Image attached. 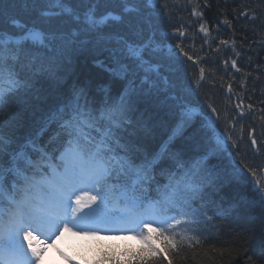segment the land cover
Listing matches in <instances>:
<instances>
[{
    "label": "trees",
    "instance_id": "16d2710c",
    "mask_svg": "<svg viewBox=\"0 0 264 264\" xmlns=\"http://www.w3.org/2000/svg\"><path fill=\"white\" fill-rule=\"evenodd\" d=\"M64 5L71 16L49 0H6L0 8V35L18 40L35 26L46 36L43 44L21 41L26 48L17 71L24 87L13 98L14 116L0 122L3 167L23 149L32 162L19 161L32 180L28 194L45 188L44 177L63 151L50 143L58 128L52 115L81 92L79 102L97 110L122 103L116 152L137 155V163L156 156L146 195L157 199V188L171 182L188 212L184 219L192 221L180 229L190 239L172 253L173 264H264V191H258L264 190V0H65ZM87 10L102 22L83 21ZM174 48L197 61L204 73L199 84L201 73L192 61L180 59L178 51L167 54ZM229 128L240 131L238 138L252 131L259 154L251 152L247 138L235 147L221 142L216 133ZM16 179L8 173L9 194ZM189 180L199 186L197 193L184 188ZM22 187L20 180L17 199ZM2 206L6 212L11 208L7 198ZM140 246L138 237L129 236L79 239L65 248L76 264H97L103 253L120 257Z\"/></svg>",
    "mask_w": 264,
    "mask_h": 264
},
{
    "label": "snow or ice",
    "instance_id": "6c2138e0",
    "mask_svg": "<svg viewBox=\"0 0 264 264\" xmlns=\"http://www.w3.org/2000/svg\"><path fill=\"white\" fill-rule=\"evenodd\" d=\"M49 3L72 15L71 10L64 7L65 0H49ZM5 5L6 0H0V8ZM85 22L94 26L102 21L95 20L89 13ZM45 39L44 32L35 26L24 30L18 40L0 35V122L14 116L13 98L24 87L17 71L18 64L23 67L21 57L26 48L21 41L43 44ZM81 95L82 92L77 93L74 101L51 117L58 128L50 143H59L63 148L60 155L63 172L47 182L48 195L39 202L29 196L32 180L24 175L25 170L19 163L21 160L32 163L27 160V153L23 149L15 153L5 169L2 155L6 141L0 136V264H34L42 250L33 244L37 239L33 233L45 235L61 230L91 236L101 232H126L139 238L138 249L121 253L120 257L103 253L97 264H165V260L173 264L172 253L190 239L180 229L192 222L184 219L188 212L177 199V188L170 182L163 190L157 188V199L148 198V188L144 185L156 156L137 163L140 159L137 155L119 156L116 152L120 145L115 130L124 115L122 103L97 110L87 102L81 104ZM255 143L253 140V145ZM8 173L17 177L11 194L5 183ZM113 178L118 183H111ZM20 180H23L20 189L23 195L17 199L16 184ZM184 188L192 194L199 191V186L190 180L184 183ZM5 198L11 204L7 212L2 206ZM178 206L175 214H169ZM24 242H27V251Z\"/></svg>",
    "mask_w": 264,
    "mask_h": 264
},
{
    "label": "rangeland",
    "instance_id": "374dc122",
    "mask_svg": "<svg viewBox=\"0 0 264 264\" xmlns=\"http://www.w3.org/2000/svg\"><path fill=\"white\" fill-rule=\"evenodd\" d=\"M199 78V77H198ZM202 81V77L198 79V84ZM245 138H248V135H241L238 139L231 140V143L236 145L242 142ZM250 146V141L247 143ZM56 177V176H54ZM38 200L40 201L41 198ZM120 234V233H117ZM34 236H37V239L33 240V244L38 248L41 249V255L38 260L34 261V264L45 263L49 261H57L58 263L64 262V252L66 251L65 245L76 244L78 240L84 236L83 234L77 233L75 230L68 232V231H57L53 233H46L47 239H45V235H38L35 232L33 233ZM106 238H110L105 236ZM111 237H118V236H111ZM21 239L23 236L21 235ZM27 245V242H26ZM27 251V250H26ZM31 255V253H29Z\"/></svg>",
    "mask_w": 264,
    "mask_h": 264
},
{
    "label": "water",
    "instance_id": "95a60500",
    "mask_svg": "<svg viewBox=\"0 0 264 264\" xmlns=\"http://www.w3.org/2000/svg\"><path fill=\"white\" fill-rule=\"evenodd\" d=\"M89 14V13H88ZM242 15H245V12H243L242 13ZM233 62H231V65L233 66ZM234 69H235V67H233ZM251 147H252V149H253V151L255 152V153H257V151H256V143H255V145H253V141L251 142ZM263 172H264V169H263Z\"/></svg>",
    "mask_w": 264,
    "mask_h": 264
}]
</instances>
